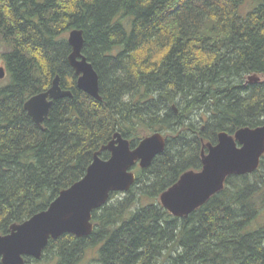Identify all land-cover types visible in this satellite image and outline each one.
<instances>
[{
    "label": "trees",
    "instance_id": "16d2710c",
    "mask_svg": "<svg viewBox=\"0 0 264 264\" xmlns=\"http://www.w3.org/2000/svg\"><path fill=\"white\" fill-rule=\"evenodd\" d=\"M75 29L101 101L78 88ZM0 38V235L83 179L96 152L109 159L102 147L115 134L132 148L156 132L167 143L134 168L129 191L93 212L90 236L50 240L26 264H264V157L187 217L159 200L202 170L220 133L264 126V0H0ZM58 75L73 97L55 101L40 127L25 103Z\"/></svg>",
    "mask_w": 264,
    "mask_h": 264
},
{
    "label": "water",
    "instance_id": "95a60500",
    "mask_svg": "<svg viewBox=\"0 0 264 264\" xmlns=\"http://www.w3.org/2000/svg\"><path fill=\"white\" fill-rule=\"evenodd\" d=\"M68 42L72 48L69 63L78 76V88L101 101L99 74L83 54L84 32L71 31ZM5 77L6 69L1 68L0 80ZM259 80L257 76L249 77V83ZM67 97L73 94L62 89L58 75L48 91L31 97L24 108L35 124L42 127L54 102ZM166 145V137L160 132L146 136L135 148L122 134H115L102 147V151L110 153L109 159L101 158V152H96L83 179L63 190L48 209L13 225L10 233L0 235L2 263L26 264V257L40 260L50 240L66 234L79 238L90 236L94 231L93 212L105 206L112 193L129 191L137 179L133 168L137 165L149 168L154 159L164 153ZM263 157L264 126L242 128L234 135L222 132L218 143L208 144L207 151L202 152V170L183 174L160 196V203L173 216L187 217L221 192L229 177L257 171Z\"/></svg>",
    "mask_w": 264,
    "mask_h": 264
},
{
    "label": "rangeland",
    "instance_id": "374dc122",
    "mask_svg": "<svg viewBox=\"0 0 264 264\" xmlns=\"http://www.w3.org/2000/svg\"><path fill=\"white\" fill-rule=\"evenodd\" d=\"M69 35H70V33H67V37H68V39H69ZM5 49H6V46L4 45V43H3V41L1 40V38H0V69L1 68H4L5 66H4V61H3V59H2V53L5 51ZM141 60H137L138 62L139 61H142V59L143 58H140ZM152 60H153V58H152ZM251 77H253V76H251ZM6 81H7V78L5 77L4 79H2V80H0V84H5L6 83ZM234 135V134H233ZM209 144V143H208ZM208 144H206L205 146H206V148H207V145ZM205 149L203 148V151H204ZM202 151V152H203ZM207 151V150H206ZM138 167H140L139 165H137ZM133 171L135 172V170L133 169ZM159 200H160V198H159ZM261 222H264V217H263V219H262V221Z\"/></svg>",
    "mask_w": 264,
    "mask_h": 264
}]
</instances>
